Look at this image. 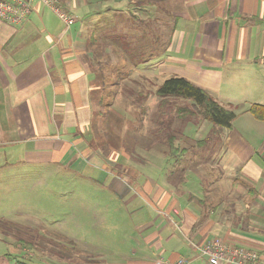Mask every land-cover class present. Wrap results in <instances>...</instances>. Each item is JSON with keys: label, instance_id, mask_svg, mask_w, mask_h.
<instances>
[{"label": "crops", "instance_id": "crops-1", "mask_svg": "<svg viewBox=\"0 0 264 264\" xmlns=\"http://www.w3.org/2000/svg\"><path fill=\"white\" fill-rule=\"evenodd\" d=\"M20 1L29 8L21 22L0 19V183L23 182L26 165L74 164L79 175L89 167L109 176L116 195L153 209L156 223L135 228L133 264H208L196 247L213 240L264 261V123L211 126L215 140L195 144L205 154L146 160L132 185L102 169L121 164L115 154L89 147L103 124L94 40L106 15L128 11L148 25L134 42L160 23V57L136 72L183 77L217 102L264 98V0H56L71 25L37 0Z\"/></svg>", "mask_w": 264, "mask_h": 264}, {"label": "rangeland", "instance_id": "rangeland-1", "mask_svg": "<svg viewBox=\"0 0 264 264\" xmlns=\"http://www.w3.org/2000/svg\"><path fill=\"white\" fill-rule=\"evenodd\" d=\"M106 17L102 33L94 40L99 48L98 67L102 68L97 88L102 97L99 113L103 124L100 132L92 131L94 141L89 147H105L101 151L104 156L115 154L121 164L115 169H102L121 175L132 185L141 175L139 165L146 160L174 161L197 153L203 155L204 151H198L195 144L214 141L216 136L210 129L214 125L199 115L186 122L177 116L176 108L195 110L190 100L170 98L169 105L158 110L155 90L170 74L158 76L161 71L155 70L151 76L133 70L144 67L151 57H160L161 39L155 30H160V23L154 24L152 36L145 35L134 42L137 30L145 32L148 25L137 24L136 18H129L128 11ZM116 19L119 25L114 24ZM150 44L152 49L146 46ZM140 59L144 62L135 63ZM140 74H146L144 79ZM142 92L148 94L144 97ZM245 97L218 100L233 111L237 128L244 126L245 119H253L247 111L251 104L264 105V98ZM169 133L175 136L174 146L188 149L177 158L168 151ZM128 159L131 165L125 162ZM78 170L74 164L68 170L26 165L18 173L25 177L23 182L0 183V264L134 263L133 241H141L135 228L156 223L153 209L143 200L116 195L105 173L87 167L79 175ZM148 174L156 176L155 171Z\"/></svg>", "mask_w": 264, "mask_h": 264}, {"label": "trees", "instance_id": "trees-1", "mask_svg": "<svg viewBox=\"0 0 264 264\" xmlns=\"http://www.w3.org/2000/svg\"><path fill=\"white\" fill-rule=\"evenodd\" d=\"M139 24L143 25L144 23ZM143 36L144 35H141V37L136 38V40H143ZM140 60L141 61L135 60V63L144 62L142 61L143 59ZM155 94L159 98L158 110H163L166 106H168L170 103V98L190 100L192 102L191 106L195 110H192L188 107H179L175 109L177 116L181 117L185 122L190 121L199 115L203 120L211 123L214 126L230 128L231 123L235 118V114L232 110L221 106L210 96L207 91L194 85L183 77H168L161 83V85L157 87ZM247 111L253 119L264 123V105L251 104ZM164 127L166 129L168 128L166 123L164 124ZM166 137V143L170 155L173 158H177V156L180 154L182 155L183 150H179L174 146L173 142L175 141V136L169 133Z\"/></svg>", "mask_w": 264, "mask_h": 264}, {"label": "built area", "instance_id": "built-area-1", "mask_svg": "<svg viewBox=\"0 0 264 264\" xmlns=\"http://www.w3.org/2000/svg\"><path fill=\"white\" fill-rule=\"evenodd\" d=\"M48 7L66 25H71L72 20L57 6L56 0H37ZM29 13L27 5L20 0H1L0 19L8 22H21ZM196 252L205 257L208 264H264L259 254L251 249L228 244L221 240L196 247ZM174 264H185L183 259Z\"/></svg>", "mask_w": 264, "mask_h": 264}]
</instances>
